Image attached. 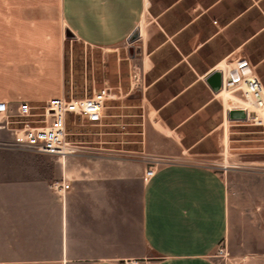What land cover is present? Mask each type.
I'll use <instances>...</instances> for the list:
<instances>
[{
    "label": "crops",
    "instance_id": "crops-1",
    "mask_svg": "<svg viewBox=\"0 0 264 264\" xmlns=\"http://www.w3.org/2000/svg\"><path fill=\"white\" fill-rule=\"evenodd\" d=\"M148 11V0H0V264H221L224 244L228 262L264 264L236 246L243 226L264 224V165L189 161L178 129L146 107L137 150L89 143L60 158L18 141L20 104L64 95L65 30L114 48Z\"/></svg>",
    "mask_w": 264,
    "mask_h": 264
},
{
    "label": "rangeland",
    "instance_id": "rangeland-1",
    "mask_svg": "<svg viewBox=\"0 0 264 264\" xmlns=\"http://www.w3.org/2000/svg\"><path fill=\"white\" fill-rule=\"evenodd\" d=\"M148 1L133 44L93 47L65 30L64 95L87 97L104 87L118 94L99 121L71 117L69 140L137 150L131 132L139 129L146 107L161 123L178 129L189 161L220 172L249 162L264 165V126L230 119L229 111L237 109L234 95L214 93L206 82L207 73L222 61L229 68L241 57L251 61L264 82V0ZM135 71L144 79L139 90L131 88ZM45 104L34 105L35 115L26 119L43 125L37 120L44 118ZM4 121L2 115L0 125ZM258 211L264 221V209ZM241 235L247 239L237 243L239 250L264 252V224L243 226ZM216 255L221 264H232L218 251Z\"/></svg>",
    "mask_w": 264,
    "mask_h": 264
},
{
    "label": "built area",
    "instance_id": "built-area-1",
    "mask_svg": "<svg viewBox=\"0 0 264 264\" xmlns=\"http://www.w3.org/2000/svg\"><path fill=\"white\" fill-rule=\"evenodd\" d=\"M222 91L234 95L236 108L246 111V121L254 126H264V82L258 76L255 66L246 58L237 59L233 67L223 68ZM144 85V79L139 72L132 73L131 88L139 90ZM111 87H104L92 96L67 97L65 95L53 97L44 105L43 119L37 120L43 125H33L26 118L34 114L33 106L22 102L18 116L23 118L17 124H23L15 129L18 141L28 149L40 154H48L66 158L79 152V146L69 140L68 121L71 117L83 118L90 122L99 121L108 101L117 97ZM6 110L5 103H0L1 112ZM8 117V115H7ZM19 131L20 136L17 135ZM147 176L154 174V169L147 171ZM69 184L60 183L57 190L69 188ZM220 255H226V245L218 249ZM137 259H127L123 264H137Z\"/></svg>",
    "mask_w": 264,
    "mask_h": 264
},
{
    "label": "water",
    "instance_id": "water-1",
    "mask_svg": "<svg viewBox=\"0 0 264 264\" xmlns=\"http://www.w3.org/2000/svg\"><path fill=\"white\" fill-rule=\"evenodd\" d=\"M140 37V31L137 29L128 39V43L133 44ZM132 55L133 48L131 49ZM206 82L214 91L219 93L222 90V72L218 69L211 71L206 77ZM230 119H246V111L242 109H232L228 113Z\"/></svg>",
    "mask_w": 264,
    "mask_h": 264
},
{
    "label": "bare ground",
    "instance_id": "bare-ground-1",
    "mask_svg": "<svg viewBox=\"0 0 264 264\" xmlns=\"http://www.w3.org/2000/svg\"><path fill=\"white\" fill-rule=\"evenodd\" d=\"M223 93H226V92L222 91L220 94H223ZM230 94H231V93H230Z\"/></svg>",
    "mask_w": 264,
    "mask_h": 264
}]
</instances>
